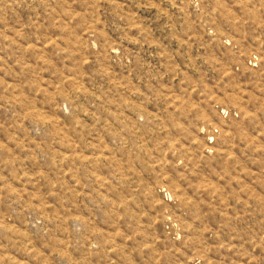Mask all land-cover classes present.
Returning a JSON list of instances; mask_svg holds the SVG:
<instances>
[{
    "label": "rangeland",
    "instance_id": "obj_1",
    "mask_svg": "<svg viewBox=\"0 0 264 264\" xmlns=\"http://www.w3.org/2000/svg\"><path fill=\"white\" fill-rule=\"evenodd\" d=\"M0 264H264V0H0Z\"/></svg>",
    "mask_w": 264,
    "mask_h": 264
}]
</instances>
